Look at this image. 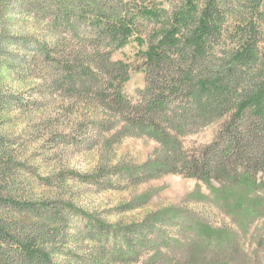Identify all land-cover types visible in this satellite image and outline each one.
I'll use <instances>...</instances> for the list:
<instances>
[{
	"label": "trees",
	"instance_id": "trees-1",
	"mask_svg": "<svg viewBox=\"0 0 264 264\" xmlns=\"http://www.w3.org/2000/svg\"><path fill=\"white\" fill-rule=\"evenodd\" d=\"M22 20L35 30L18 32ZM133 38L147 45L134 101L124 92L131 66L113 60ZM4 71L38 81L29 101ZM33 110L59 113L11 135ZM218 123L211 143L185 147ZM128 138L157 147L142 164L116 161ZM70 146L96 161L85 172L62 166ZM170 175L202 184L208 194L190 200L230 226L184 206L112 222L157 190L103 216L75 191L128 192ZM262 254L264 0H0V264H264Z\"/></svg>",
	"mask_w": 264,
	"mask_h": 264
},
{
	"label": "rangeland",
	"instance_id": "rangeland-1",
	"mask_svg": "<svg viewBox=\"0 0 264 264\" xmlns=\"http://www.w3.org/2000/svg\"><path fill=\"white\" fill-rule=\"evenodd\" d=\"M34 31L33 22H26L25 20L20 21L17 24L16 30L18 32ZM147 50V45H139L135 39H131L129 44L120 50L113 52L114 61H123L131 66V72L129 80L124 85L125 94L131 99H136V91L145 86V74L143 70V53ZM5 82L10 90L13 92L20 93L24 99H30L33 93L26 92L30 86L37 85L38 81H21L16 76L4 71ZM36 98L31 97L32 101ZM49 105H54L57 108L58 105L50 97L48 98ZM39 103L41 101L39 100ZM33 107V106H32ZM32 109V108H31ZM44 111L39 110L38 112L26 113L22 116H18V120L11 125V135L22 134L24 129L28 128V125L38 124L39 122L46 119L48 116L57 115L58 110L50 112L51 115H44ZM62 119H64L62 117ZM62 124L64 121L61 122ZM219 127V123L207 127L198 133L186 137L184 139L185 147L189 150L198 148L200 146L211 143L214 138L216 131ZM30 142L37 141L39 135L30 134L28 138ZM157 147V144L148 139H126L118 148H116L117 160L127 162L133 160L138 164L146 162L152 155ZM59 153L61 149H58ZM64 152V153H63ZM54 153V150L52 151ZM61 165L69 164L71 167L76 168L79 171L85 172L90 166L96 161L95 155H87L84 151H80V148H73L72 146L64 149L61 153ZM154 189L156 195L143 209L136 210L134 212H128L121 215H114L108 217L109 221H116L123 219L125 221L141 220L144 216L154 210L168 207V206H184L188 207L198 213L205 214V219L211 225L214 226H230V220L223 215L218 209L210 204H196L190 200L192 197L197 195V192L202 191L204 194H208L207 189L199 182L185 178L180 175L166 176L160 180L152 182L146 186H142L139 189L130 190L128 192H115V191H103L99 192L97 188L89 187L88 185L76 186V193L80 202V205L85 209L96 210L99 215H105L106 211L113 210L115 207L122 203H127L132 198L150 190ZM243 245L248 252H252L255 246L252 244L251 234L243 239ZM264 259V254H262ZM136 264H143V261Z\"/></svg>",
	"mask_w": 264,
	"mask_h": 264
}]
</instances>
